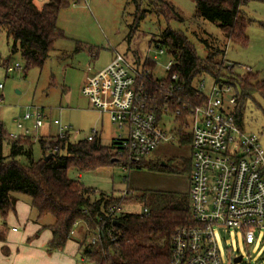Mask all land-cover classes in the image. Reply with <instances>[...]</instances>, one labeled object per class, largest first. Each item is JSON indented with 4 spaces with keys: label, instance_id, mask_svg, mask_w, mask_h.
Returning a JSON list of instances; mask_svg holds the SVG:
<instances>
[{
    "label": "trees",
    "instance_id": "1",
    "mask_svg": "<svg viewBox=\"0 0 264 264\" xmlns=\"http://www.w3.org/2000/svg\"><path fill=\"white\" fill-rule=\"evenodd\" d=\"M35 1L0 0V28L12 39L11 51H20L25 62L24 69L42 65L54 41L64 36L57 25L59 11L79 0H43L39 4ZM128 1L135 5L133 24H137L146 9L140 10L142 0ZM148 1L166 19L174 17L181 20V16L166 0ZM193 1L196 18L217 22L230 42L242 47L247 45L246 30L252 19L241 10L246 0ZM154 42L157 47L163 44L173 58L169 72L177 73L191 99H194L196 89L193 79L197 75H210L230 83L236 93L234 116L239 125L244 100L253 93L264 97V79H258L251 70L241 75L227 68L223 58H217L218 50L209 51L205 57L199 58L183 32L166 27L156 35ZM7 64L8 60L2 63L4 67ZM146 65L152 72L155 61L147 60ZM180 131V141L190 142V135ZM37 141L41 150L46 151L43 157L33 159L31 135L19 134L11 138L0 120L1 241L5 240L7 213L14 209L12 193L19 192L30 197V204L38 216L53 217L50 225L52 238L47 244L49 251L62 250L72 237L75 224L81 222L84 234L79 241L80 254L85 260L94 264H168L173 231L180 225L192 222L188 191H140L134 197L143 203L142 211L127 213L120 210V205L131 194L128 190L120 197L96 192L67 174L70 168L80 172L112 165L117 161L125 168L174 170L167 161L158 157L129 160L114 151L113 141L110 145H104L97 135L90 140L86 137L73 139L69 133L63 137L57 134L41 135L37 136ZM4 143L8 147L7 153L3 152ZM49 148L54 150L48 151ZM48 154L50 157L44 160ZM18 156H22L25 162L17 160ZM187 169L190 179L191 160ZM112 206L118 209L107 217ZM97 230L100 231L97 240L91 243L90 238Z\"/></svg>",
    "mask_w": 264,
    "mask_h": 264
},
{
    "label": "rangeland",
    "instance_id": "2",
    "mask_svg": "<svg viewBox=\"0 0 264 264\" xmlns=\"http://www.w3.org/2000/svg\"><path fill=\"white\" fill-rule=\"evenodd\" d=\"M43 0H36L37 4ZM181 16L166 19L156 12L154 5L142 0L140 10L146 9L145 15L134 23L135 5L128 0H79L71 2L59 11L57 25L64 36L57 38L41 66L24 69V59L20 51H11L12 39L0 28V120L8 133L17 132L15 119H20L27 108L38 107L46 118L44 125L32 134L31 155L33 159L43 157L37 135H55L57 126L52 123L58 119L61 124L70 126L72 138H84L93 129L104 145H110L112 138L119 132L106 112H100L88 105L81 94V86L86 75L105 66L115 52L123 54L133 62L138 56L143 58L157 54L153 76H166L165 64L170 59L165 46L158 54L154 39L166 27L185 34L193 46L196 55L203 58L209 51H219L217 58L234 65L237 74L246 73L249 67L258 79H264V1L246 0L241 6L243 13L252 19L246 33L248 42L245 47L232 43L220 30L218 23L195 16L193 0H166ZM260 22L263 24L261 25ZM4 60L8 64L18 63L20 68L6 71ZM228 74V72L226 71ZM234 75L233 73H231ZM199 79L204 81V92L213 82L210 75L201 74L193 79L194 85ZM263 83V82H262ZM261 83V84H262ZM263 85V84H262ZM240 126L246 133H254L264 149V97L253 93L243 102ZM165 119V118H164ZM164 128L172 131L174 121ZM25 126L28 124L23 121ZM163 125V123H162ZM73 131H78L74 134ZM188 133V132H186ZM3 152H8L3 144ZM160 158L167 161L174 170L154 171L147 168H125L120 161L112 165L87 169L78 172L70 168V178L79 179L83 185L96 192L111 193L120 197L128 190L131 194L122 201L120 210L127 213L141 212L143 203L134 196L140 191L187 192L190 161V142H181L180 134L174 140L161 143L146 158ZM25 162L22 156L16 157ZM80 173V176L78 175ZM12 195L30 205V197L19 192ZM32 215H37L30 205ZM43 219H50L51 215ZM7 231L11 225L7 224ZM20 229L18 225H14ZM223 264H264V234H257L253 243H245L238 229L225 228L215 234ZM241 254L242 260L233 262V256Z\"/></svg>",
    "mask_w": 264,
    "mask_h": 264
},
{
    "label": "built area",
    "instance_id": "3",
    "mask_svg": "<svg viewBox=\"0 0 264 264\" xmlns=\"http://www.w3.org/2000/svg\"><path fill=\"white\" fill-rule=\"evenodd\" d=\"M158 48V54L164 52ZM156 56H137L131 62L115 52L102 68H89L80 91L90 107L108 113L119 129L112 138L114 151L129 160L149 156L161 143L174 140L180 130L188 132L192 222L173 231L168 264H223L216 232L236 228L249 244L258 233L264 234V149L254 133L244 132L236 122V93L230 83L213 78L208 92H204V81L199 79L191 99L177 73L169 72L173 58L165 64L166 76H153L146 61H155ZM233 66L227 64L231 70ZM19 68L17 62L5 65L6 71ZM45 118L38 107L27 108L20 119L14 120L17 132L9 136L36 135ZM170 120L175 124L172 131L164 128V121L167 125ZM23 121L28 124L25 126ZM52 123L59 137L72 134L69 125L58 119ZM95 135L97 131L93 129L86 138L90 140ZM117 209L109 207L107 217ZM99 232L90 238L91 243L96 242Z\"/></svg>",
    "mask_w": 264,
    "mask_h": 264
},
{
    "label": "crops",
    "instance_id": "4",
    "mask_svg": "<svg viewBox=\"0 0 264 264\" xmlns=\"http://www.w3.org/2000/svg\"><path fill=\"white\" fill-rule=\"evenodd\" d=\"M30 205L17 198L14 209L7 213L6 224L11 225V229L7 231V225L5 240H0V264H94L80 254L79 241L84 234L81 222L75 225L72 237L62 250L49 251L52 223L50 219H43L47 215L37 214L31 218Z\"/></svg>",
    "mask_w": 264,
    "mask_h": 264
},
{
    "label": "water",
    "instance_id": "5",
    "mask_svg": "<svg viewBox=\"0 0 264 264\" xmlns=\"http://www.w3.org/2000/svg\"><path fill=\"white\" fill-rule=\"evenodd\" d=\"M49 157H50V154L46 155V156L44 157V160H47ZM240 259H241V254L235 256V257L233 258V261H234V262H239Z\"/></svg>",
    "mask_w": 264,
    "mask_h": 264
}]
</instances>
